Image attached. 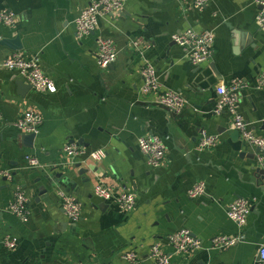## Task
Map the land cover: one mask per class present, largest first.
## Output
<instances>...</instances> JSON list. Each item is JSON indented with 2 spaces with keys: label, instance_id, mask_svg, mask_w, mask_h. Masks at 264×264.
<instances>
[{
  "label": "crops",
  "instance_id": "crops-1",
  "mask_svg": "<svg viewBox=\"0 0 264 264\" xmlns=\"http://www.w3.org/2000/svg\"><path fill=\"white\" fill-rule=\"evenodd\" d=\"M94 0H0V12L17 15L14 27L0 23V64L20 52L40 59L54 93L36 92L16 72L0 68V167L12 173L0 180V240L14 238L17 247H0V264H128L134 251L140 264H152L153 245L172 253L167 238L182 229L202 240L201 249L171 257L172 264H256L264 245V164L258 149L239 135L232 117L216 115L217 88L244 81L240 112L254 135L264 138V31L256 0H128L118 14L104 16L96 32L79 38L75 21ZM188 31H212V61L195 67L174 38ZM111 39L117 62L97 64L99 38ZM20 39L21 50L4 41ZM140 42L136 49L134 42ZM152 64L165 89L188 102L181 114L170 113L144 95L142 70ZM23 82L24 84H21ZM28 110L44 118L33 147L28 134L15 127ZM217 136L215 148L198 150L202 133ZM144 135L158 137L167 149L159 169L149 166L138 146ZM67 143L88 153L104 149L100 163L87 157L69 165L62 154ZM27 157L43 166H29ZM105 184L136 195L132 212L95 196ZM205 184L207 195L192 199L191 189ZM17 189L28 199V216L9 210ZM82 206L77 224L66 217L61 194ZM237 198L251 202L247 226L228 217ZM246 239L224 251L213 249L219 236Z\"/></svg>",
  "mask_w": 264,
  "mask_h": 264
},
{
  "label": "built area",
  "instance_id": "built-area-1",
  "mask_svg": "<svg viewBox=\"0 0 264 264\" xmlns=\"http://www.w3.org/2000/svg\"><path fill=\"white\" fill-rule=\"evenodd\" d=\"M128 0H94L89 7L84 9L75 21L76 34L79 38L87 36L97 31L99 21L102 17L114 15L121 12ZM260 6L258 24L264 31V0H256ZM207 4V0H194V7L202 9ZM0 23L7 27H14L17 23V15L11 11L0 12ZM175 43L181 47L188 60L197 68L209 64L215 54V35L212 31H188L174 38ZM136 49H140V42L135 41ZM118 59L116 45L111 39L99 38L97 51V64L101 69H108L113 66ZM0 68L16 72L26 81L36 92L54 93L57 85L54 80L47 77L42 70L40 59L29 58L23 53L17 52L0 64ZM143 84L141 92L144 95H155V103L170 113L179 115L187 105V101L180 93L165 89L158 71L152 64H146L142 70ZM249 88V84L244 81H232L228 85H220L217 88V101L214 109L216 115L229 114L234 123V129L238 131L244 141L252 147L258 149V162L264 164V138L254 135L251 125L246 121L240 112L241 93ZM257 89H264V75H261L256 84ZM2 115L0 113V119ZM44 118L41 113L35 110L26 111L15 123V127L24 134L39 135ZM219 142L217 136L202 133L198 143V150H208L215 148ZM138 146L148 160V164L153 169H159L166 161L167 149L162 140L155 136L144 135L138 139ZM62 154L67 159L69 165H75L83 161L84 157L94 162H102L107 157L104 149L89 152L77 143H67L62 150ZM27 162L32 168H42L40 161L34 157H27ZM12 173L0 167V180L11 179ZM95 196L109 203H116L121 209L132 212L137 207L136 195L132 192H116L105 184H98L95 187ZM207 195L205 184H199L189 192L192 199H197ZM63 208L68 220L77 224L83 217L82 206L79 201L69 194H61ZM28 199L21 189H17L14 199L10 205V212L21 220H26L28 216ZM251 212V202L244 198H237L228 207V217L240 229H244L248 223ZM246 239L242 232L238 237L219 236L211 240L210 246L213 249L224 251L232 248ZM169 248L173 254L188 255L202 248V240L196 237L190 230L182 229L167 238ZM0 247L6 251H13L17 247L14 238L6 237L0 240ZM171 253L164 250L161 243H156L151 248L150 259L152 264H172ZM124 260L128 264H140L141 260L134 251L127 253ZM256 264H264V245L259 249V259Z\"/></svg>",
  "mask_w": 264,
  "mask_h": 264
},
{
  "label": "water",
  "instance_id": "water-1",
  "mask_svg": "<svg viewBox=\"0 0 264 264\" xmlns=\"http://www.w3.org/2000/svg\"><path fill=\"white\" fill-rule=\"evenodd\" d=\"M4 43L8 46H10L12 49L14 50H21L22 49V45L20 43V39H14V40H9V41H4ZM21 84H24L23 82H21ZM240 133L238 131L235 132V136H239ZM26 146L27 147H33L34 146V141L36 139V135L34 134H29L23 137Z\"/></svg>",
  "mask_w": 264,
  "mask_h": 264
}]
</instances>
